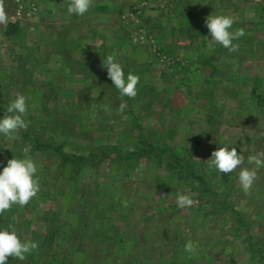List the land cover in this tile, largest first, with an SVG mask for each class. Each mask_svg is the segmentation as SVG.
I'll list each match as a JSON object with an SVG mask.
<instances>
[{
	"label": "rangeland",
	"instance_id": "1",
	"mask_svg": "<svg viewBox=\"0 0 264 264\" xmlns=\"http://www.w3.org/2000/svg\"><path fill=\"white\" fill-rule=\"evenodd\" d=\"M68 3L5 0L17 30L0 26V118L22 94L30 123L0 134V171L27 152L40 183L0 215L39 244L8 264H264V168L245 194L239 169L206 163L228 146L251 168L264 151V0H93L66 22ZM210 14L245 30L236 50L209 53ZM107 55L140 77L135 98L112 84Z\"/></svg>",
	"mask_w": 264,
	"mask_h": 264
},
{
	"label": "clouds",
	"instance_id": "2",
	"mask_svg": "<svg viewBox=\"0 0 264 264\" xmlns=\"http://www.w3.org/2000/svg\"><path fill=\"white\" fill-rule=\"evenodd\" d=\"M93 0H69L67 12L77 16L85 15L92 6ZM236 22L231 14H210L206 17L205 24L211 39H208L207 50L213 51V46L219 44L229 51H234L238 45L233 43L245 36V30L238 28L233 30ZM9 16L6 10L5 0H0V26L7 27ZM107 69V75L121 97L135 98L138 92L137 86L140 77L128 73L125 77L123 66L114 55H107L102 63ZM27 97L17 94L6 108V115L0 118V134L14 139V134L20 130H26L30 121L25 117L28 114ZM123 109L124 105L121 104ZM104 110L109 109L105 106ZM245 157L235 147H219L211 153V158L206 161L209 168L215 169L219 174H230L239 169L238 181L242 191L248 194L257 180L258 170L264 168V151L257 152L248 157V163L253 167H242ZM38 169L35 161L25 152L23 158H11L7 165L0 171V215L9 211L14 205L26 206L40 191L39 179L36 176ZM194 201L190 195L178 194L177 207L187 209ZM39 247L38 242L31 240L22 241L15 229H0V264H8V258L24 261L27 255ZM187 253L195 254L196 244L188 240L184 245Z\"/></svg>",
	"mask_w": 264,
	"mask_h": 264
},
{
	"label": "crops",
	"instance_id": "3",
	"mask_svg": "<svg viewBox=\"0 0 264 264\" xmlns=\"http://www.w3.org/2000/svg\"><path fill=\"white\" fill-rule=\"evenodd\" d=\"M168 4V3H167ZM165 7H167V6H165ZM94 8H96V9H99V8H105V3H102V4H98L97 6H95ZM106 9V8H105ZM184 11V10H183ZM185 12V11H184ZM118 13H119V11H118ZM84 18V16H77V15H70L69 17H67V20H66V22H72V21H74V20H77V19H83ZM117 19H118V21L120 22V15L118 14L117 15ZM78 21V20H77ZM186 21V18H185V20H184V22ZM183 24H185V23H183ZM160 26H162V25H160ZM196 27L197 28H199V25H198V23H196ZM174 26H171V31H173L174 30ZM182 28H183V30H184V26H182ZM105 39H107V37H105ZM103 42H104V40H103Z\"/></svg>",
	"mask_w": 264,
	"mask_h": 264
},
{
	"label": "trees",
	"instance_id": "4",
	"mask_svg": "<svg viewBox=\"0 0 264 264\" xmlns=\"http://www.w3.org/2000/svg\"><path fill=\"white\" fill-rule=\"evenodd\" d=\"M10 24V23H9ZM8 24V25H9ZM10 26H12L13 27V29H11V31L10 30H8L7 28H6V30H5V32L6 33H8V34H10L11 32H14V31H16L17 30V28H16V24H10ZM64 157V156H63Z\"/></svg>",
	"mask_w": 264,
	"mask_h": 264
},
{
	"label": "built area",
	"instance_id": "5",
	"mask_svg": "<svg viewBox=\"0 0 264 264\" xmlns=\"http://www.w3.org/2000/svg\"><path fill=\"white\" fill-rule=\"evenodd\" d=\"M162 58H164V56H162ZM162 58H161V59H162ZM167 58H168V60H170V57H167Z\"/></svg>",
	"mask_w": 264,
	"mask_h": 264
}]
</instances>
